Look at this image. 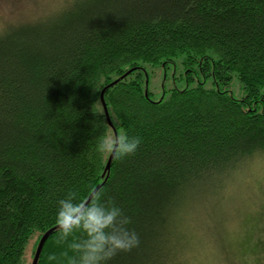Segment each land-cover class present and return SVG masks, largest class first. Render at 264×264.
I'll return each mask as SVG.
<instances>
[{
  "label": "trees",
  "instance_id": "1",
  "mask_svg": "<svg viewBox=\"0 0 264 264\" xmlns=\"http://www.w3.org/2000/svg\"><path fill=\"white\" fill-rule=\"evenodd\" d=\"M32 4L0 28V264H31L58 201L97 185L140 240L106 264H193L200 249L230 264L232 178L264 153V0ZM128 70L103 99L117 135L142 142L104 173L97 144L114 132L100 93ZM158 74L185 85L153 99ZM251 231L242 257L264 264V223ZM59 236L37 264H68L73 237Z\"/></svg>",
  "mask_w": 264,
  "mask_h": 264
},
{
  "label": "clouds",
  "instance_id": "2",
  "mask_svg": "<svg viewBox=\"0 0 264 264\" xmlns=\"http://www.w3.org/2000/svg\"><path fill=\"white\" fill-rule=\"evenodd\" d=\"M141 142L140 137H129L126 133L103 135L97 151L120 160L134 155ZM55 223L60 232L58 244L73 237L68 247L74 255L68 256V264H106L117 253L129 252L140 243L138 234L127 227L130 218L110 198L103 201L100 190H93L79 200L77 193L70 191L58 201ZM76 232L83 235L74 236ZM48 259L55 260L56 256L49 255Z\"/></svg>",
  "mask_w": 264,
  "mask_h": 264
},
{
  "label": "rangeland",
  "instance_id": "3",
  "mask_svg": "<svg viewBox=\"0 0 264 264\" xmlns=\"http://www.w3.org/2000/svg\"><path fill=\"white\" fill-rule=\"evenodd\" d=\"M32 2H37V4L43 6L47 4L52 6L57 3V0H0V28L2 26V18L14 16L15 13L20 15V12L22 13L23 11L25 13L33 12L35 8ZM175 73L178 77L179 73H177V70ZM163 78V75L158 74L150 79L149 86L153 99H158L162 95L163 89H170L173 86L180 88L185 85L177 82L178 79L173 80L172 77L167 80ZM232 89L236 97L243 94L239 90L238 82L234 81ZM244 165L246 167L240 169V171L237 170V173L232 178L233 183L230 188V194H232L233 203L237 204L235 206L237 209L236 216H239L237 220L234 218L225 226L227 231L225 234L227 258L225 260L226 263L230 264H242L244 260L248 262L244 264H261L256 262L253 256L251 258L242 257L246 250L241 245L240 248L242 250H240L239 244L243 239H246V236L250 239L251 229L254 224L264 223V215L262 214L264 212V153L253 157V159L251 158ZM254 234L258 235V232L256 231ZM200 250L202 251L195 257L197 262L193 264H219L218 261L221 262L220 257H217L215 252L212 253V250ZM196 253L197 250H195L194 254ZM222 262L224 263V261Z\"/></svg>",
  "mask_w": 264,
  "mask_h": 264
},
{
  "label": "water",
  "instance_id": "4",
  "mask_svg": "<svg viewBox=\"0 0 264 264\" xmlns=\"http://www.w3.org/2000/svg\"><path fill=\"white\" fill-rule=\"evenodd\" d=\"M129 72H130V70L125 71L124 74H122L119 78L115 79L113 82H111L108 85L104 86L103 87V90L100 93V98L99 99L101 100L102 108H103L104 113H105V118H106V121L108 122V124L112 127L113 132H114V135H117V132H115V130L113 128V125H112V122L110 121L109 114H108V110L106 109L105 100L103 99V93H104V91L107 88H109L110 86L114 85V83H116L118 80H120L122 78H125V75L128 74ZM145 85H147V79L145 81ZM112 158H113V155L109 154V156L107 158V161H106V164H105L106 167H105L104 173L107 172V170L110 168V162H111ZM103 174H102V176H103ZM97 189H98V185L95 187L94 190H97ZM56 229H59L57 225H55L52 228H50V229H48V230H46V231L43 232L42 236L40 237L39 241L37 242L36 249L34 251L33 259L31 261V264H37L38 259H39V255H40V253H41V251L43 249L44 242L47 240V238L50 235H52V233Z\"/></svg>",
  "mask_w": 264,
  "mask_h": 264
}]
</instances>
